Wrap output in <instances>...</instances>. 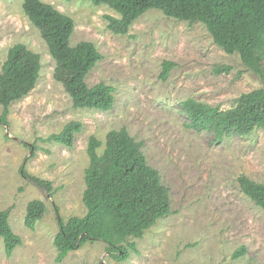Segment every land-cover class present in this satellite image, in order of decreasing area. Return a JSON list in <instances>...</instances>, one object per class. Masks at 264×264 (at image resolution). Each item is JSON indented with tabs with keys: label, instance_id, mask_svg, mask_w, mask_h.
Returning a JSON list of instances; mask_svg holds the SVG:
<instances>
[{
	"label": "rangeland",
	"instance_id": "374dc122",
	"mask_svg": "<svg viewBox=\"0 0 264 264\" xmlns=\"http://www.w3.org/2000/svg\"><path fill=\"white\" fill-rule=\"evenodd\" d=\"M23 1L0 0V72L17 44L40 56L41 70L34 89L9 106L8 125L0 124V211L9 210V225L22 241L9 258L0 241V264H264V210L237 183L245 176L264 184V129L215 144L210 134L185 127L182 109L183 102L193 100L227 110L240 95L264 88V82L246 71L238 55L218 48L200 23L150 10L120 36L107 28L106 17L119 18L107 6L39 0L73 20L71 47L89 42L101 54L87 86L103 83L114 89L110 111L74 109L53 78L55 63L25 17ZM163 62L174 64L166 80ZM222 66L230 67L229 73L216 74ZM69 122L82 126L71 148L47 141ZM121 129L142 145L148 164L160 174L170 213L141 239L130 240L136 252L124 262L111 259L106 246L95 242L56 263L57 216L67 221L86 212L88 140L101 142L100 155L107 134ZM22 165L30 176L51 183L50 194L20 176ZM32 200L42 201L46 211L29 230L23 221ZM241 249L244 253L234 258Z\"/></svg>",
	"mask_w": 264,
	"mask_h": 264
},
{
	"label": "trees",
	"instance_id": "16d2710c",
	"mask_svg": "<svg viewBox=\"0 0 264 264\" xmlns=\"http://www.w3.org/2000/svg\"><path fill=\"white\" fill-rule=\"evenodd\" d=\"M66 2L74 0H64ZM93 6H107L119 18L106 17L107 28L114 35L124 36L131 25L150 10L190 24H202L213 43L226 54L238 55L246 71L264 82V0H79ZM22 10L30 24L38 30L48 53L55 63L53 78L69 96L74 109L102 112L114 106V89L103 83L88 87L89 72L102 60L101 54L89 42L70 46L74 22L51 5L39 0H24ZM173 63L163 62L162 80H166ZM41 70L38 54L17 44L8 50L0 72V124L7 126L9 106L25 98L35 87ZM230 67L214 69L216 74L229 73ZM187 123L185 127L212 136L215 144L230 137H246L264 129V88L240 95L234 105L220 110L187 100L182 103ZM81 124L69 122L47 141L71 148ZM24 146H27L23 144ZM101 142L90 137L87 144L88 167L84 171L82 204L85 215L67 221L57 216L58 232L53 240L56 263L87 243L99 242L116 262H124L136 246L130 240L141 239L158 220L170 213V199L162 185L160 174L147 162L142 145L125 129L111 131L105 138L104 150L98 154ZM31 148H34L32 146ZM33 156V154H32ZM20 176L35 187L50 194L51 183L30 176L24 165ZM240 191L255 206L264 210V184L245 176L237 180ZM46 211L42 201H30L25 210L24 226L33 230ZM9 210L0 211V241L4 253L11 257L22 245L9 225ZM244 253L237 251L234 258Z\"/></svg>",
	"mask_w": 264,
	"mask_h": 264
}]
</instances>
